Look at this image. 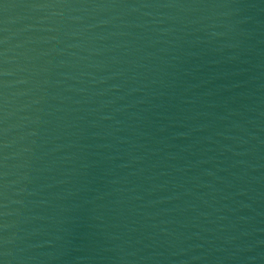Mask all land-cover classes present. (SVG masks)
I'll return each mask as SVG.
<instances>
[{
  "label": "water",
  "instance_id": "1",
  "mask_svg": "<svg viewBox=\"0 0 264 264\" xmlns=\"http://www.w3.org/2000/svg\"><path fill=\"white\" fill-rule=\"evenodd\" d=\"M0 264H264V0H0Z\"/></svg>",
  "mask_w": 264,
  "mask_h": 264
}]
</instances>
